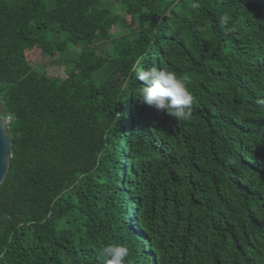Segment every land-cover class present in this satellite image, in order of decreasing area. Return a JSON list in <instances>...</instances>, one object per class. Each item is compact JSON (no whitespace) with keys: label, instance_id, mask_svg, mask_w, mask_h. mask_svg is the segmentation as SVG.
I'll return each mask as SVG.
<instances>
[{"label":"trees","instance_id":"obj_1","mask_svg":"<svg viewBox=\"0 0 264 264\" xmlns=\"http://www.w3.org/2000/svg\"><path fill=\"white\" fill-rule=\"evenodd\" d=\"M153 66L186 78V118L136 98ZM259 99L264 0H0V264H103L113 243L131 264H264Z\"/></svg>","mask_w":264,"mask_h":264},{"label":"clouds","instance_id":"obj_2","mask_svg":"<svg viewBox=\"0 0 264 264\" xmlns=\"http://www.w3.org/2000/svg\"><path fill=\"white\" fill-rule=\"evenodd\" d=\"M227 15L221 17L220 23H227ZM136 79L143 81L139 95L141 103L165 112L170 117L183 119L190 115L189 108L193 95L184 76L166 68L146 67L136 72ZM264 105V99L257 100ZM103 264H131L129 249L119 243L107 244L100 250Z\"/></svg>","mask_w":264,"mask_h":264},{"label":"rangeland","instance_id":"obj_3","mask_svg":"<svg viewBox=\"0 0 264 264\" xmlns=\"http://www.w3.org/2000/svg\"><path fill=\"white\" fill-rule=\"evenodd\" d=\"M28 55L33 66L40 69L44 68L50 76L61 78L65 75V67L58 64L57 58L41 55L38 47L29 49Z\"/></svg>","mask_w":264,"mask_h":264},{"label":"water","instance_id":"obj_4","mask_svg":"<svg viewBox=\"0 0 264 264\" xmlns=\"http://www.w3.org/2000/svg\"><path fill=\"white\" fill-rule=\"evenodd\" d=\"M13 157V145L0 117V185L3 183Z\"/></svg>","mask_w":264,"mask_h":264},{"label":"built area","instance_id":"obj_5","mask_svg":"<svg viewBox=\"0 0 264 264\" xmlns=\"http://www.w3.org/2000/svg\"><path fill=\"white\" fill-rule=\"evenodd\" d=\"M3 121V120H2ZM4 122V121H3ZM6 123L8 124L9 123V118L6 119ZM4 125H5V122H4Z\"/></svg>","mask_w":264,"mask_h":264}]
</instances>
